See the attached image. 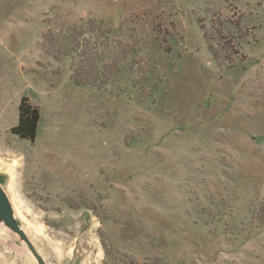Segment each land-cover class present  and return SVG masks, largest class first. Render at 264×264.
<instances>
[{
	"label": "rangeland",
	"instance_id": "374dc122",
	"mask_svg": "<svg viewBox=\"0 0 264 264\" xmlns=\"http://www.w3.org/2000/svg\"><path fill=\"white\" fill-rule=\"evenodd\" d=\"M73 29L105 89L51 55ZM0 192V264H264V0H0Z\"/></svg>",
	"mask_w": 264,
	"mask_h": 264
},
{
	"label": "trees",
	"instance_id": "16d2710c",
	"mask_svg": "<svg viewBox=\"0 0 264 264\" xmlns=\"http://www.w3.org/2000/svg\"><path fill=\"white\" fill-rule=\"evenodd\" d=\"M107 34V32L101 34V40H98V36L91 39L81 31L73 29L69 34L60 35L58 39L52 34L47 36V39L49 38L48 42L56 49L51 52L55 59H59L61 56H71L72 59H75L71 68L70 79L72 83L79 86H93L98 89H105L110 84L115 72L121 70V61L110 64L107 62L108 52L106 49L109 47V42L106 41ZM204 38L206 41L208 40L206 32L204 33ZM209 49L214 58L218 60L214 47L209 46ZM40 118L39 108L33 106L28 97H23L19 106V122L12 129V133L20 140L34 143L37 138ZM105 252L107 253L106 248Z\"/></svg>",
	"mask_w": 264,
	"mask_h": 264
},
{
	"label": "water",
	"instance_id": "95a60500",
	"mask_svg": "<svg viewBox=\"0 0 264 264\" xmlns=\"http://www.w3.org/2000/svg\"><path fill=\"white\" fill-rule=\"evenodd\" d=\"M0 215H3L12 226L17 227L13 219V216L11 214L9 205L7 201H5V199L3 198L1 192H0Z\"/></svg>",
	"mask_w": 264,
	"mask_h": 264
},
{
	"label": "bare ground",
	"instance_id": "6f19581e",
	"mask_svg": "<svg viewBox=\"0 0 264 264\" xmlns=\"http://www.w3.org/2000/svg\"><path fill=\"white\" fill-rule=\"evenodd\" d=\"M10 171V170H9ZM13 175V171L11 172V176Z\"/></svg>",
	"mask_w": 264,
	"mask_h": 264
}]
</instances>
